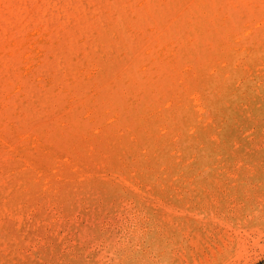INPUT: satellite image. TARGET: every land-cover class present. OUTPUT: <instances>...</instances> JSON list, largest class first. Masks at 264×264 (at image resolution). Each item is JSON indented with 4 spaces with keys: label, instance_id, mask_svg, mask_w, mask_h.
Wrapping results in <instances>:
<instances>
[{
    "label": "bare ground",
    "instance_id": "6f19581e",
    "mask_svg": "<svg viewBox=\"0 0 264 264\" xmlns=\"http://www.w3.org/2000/svg\"><path fill=\"white\" fill-rule=\"evenodd\" d=\"M254 78L264 0H0V171L27 209L85 180L147 198L190 181Z\"/></svg>",
    "mask_w": 264,
    "mask_h": 264
},
{
    "label": "rangeland",
    "instance_id": "374dc122",
    "mask_svg": "<svg viewBox=\"0 0 264 264\" xmlns=\"http://www.w3.org/2000/svg\"><path fill=\"white\" fill-rule=\"evenodd\" d=\"M252 81L225 137L193 151L190 181L147 198L85 180L27 209L0 171V264H264V78Z\"/></svg>",
    "mask_w": 264,
    "mask_h": 264
}]
</instances>
